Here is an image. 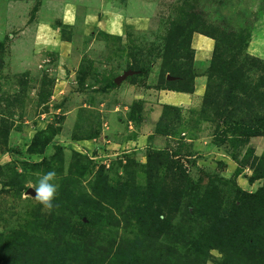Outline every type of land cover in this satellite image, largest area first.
Masks as SVG:
<instances>
[{
	"label": "rangeland",
	"instance_id": "374dc122",
	"mask_svg": "<svg viewBox=\"0 0 264 264\" xmlns=\"http://www.w3.org/2000/svg\"><path fill=\"white\" fill-rule=\"evenodd\" d=\"M258 116L264 0H0V264H264Z\"/></svg>",
	"mask_w": 264,
	"mask_h": 264
},
{
	"label": "trees",
	"instance_id": "16d2710c",
	"mask_svg": "<svg viewBox=\"0 0 264 264\" xmlns=\"http://www.w3.org/2000/svg\"><path fill=\"white\" fill-rule=\"evenodd\" d=\"M203 34V33H201ZM206 35V34H203ZM209 38H212V40L214 39L215 43H214V48H213V57L216 56L217 54V44H216V38L214 37H210L209 35H206ZM192 37V36H191ZM191 37L189 40V45H190V41H191ZM191 47V46H190ZM193 52V49H191ZM177 78H179V76H177ZM164 78L161 76L160 77V83H163ZM191 83V81H190ZM170 90L172 91H176V92H187L190 93L193 91V86H183V87H172ZM230 90L233 91V87H230ZM242 91V90H240ZM242 93V92H241ZM257 125L255 127H249L248 129H246L244 132L246 134V136L248 137H254V136H264V116H258L257 117ZM249 182H254L255 180H260V179H264V155L263 157H260L259 160H257V165L253 168V174L248 178ZM246 197L245 199L241 200L240 205L237 207V209L242 210L243 212H248L249 213V219L253 218V219H261L264 217V186H261L258 190H256L253 193H248L245 194ZM255 240V239H254ZM253 240V241H254ZM258 244H261L260 246V252L259 254L262 255V250H264V235L262 236H257L256 240L254 241ZM131 255L130 257H132L131 253H128V256ZM158 255H160L159 251L156 250L154 252V254H149L150 257H155L156 259H158ZM175 255V254H173ZM170 256H172V254H170Z\"/></svg>",
	"mask_w": 264,
	"mask_h": 264
},
{
	"label": "clouds",
	"instance_id": "9594fccd",
	"mask_svg": "<svg viewBox=\"0 0 264 264\" xmlns=\"http://www.w3.org/2000/svg\"><path fill=\"white\" fill-rule=\"evenodd\" d=\"M55 176L56 172L54 170L45 172L42 177L39 178L37 185L32 188L36 200L49 208L53 206V201L57 193V185L52 183Z\"/></svg>",
	"mask_w": 264,
	"mask_h": 264
},
{
	"label": "crops",
	"instance_id": "0c3cea01",
	"mask_svg": "<svg viewBox=\"0 0 264 264\" xmlns=\"http://www.w3.org/2000/svg\"><path fill=\"white\" fill-rule=\"evenodd\" d=\"M195 35V34H194ZM194 35H192V37H191V44H192V40H193V38H194ZM204 38H206L205 36H203ZM206 39H208V40H212V39H210V38H206ZM211 43V45H212V47H211V51H212V48H213V45H214V42H213V40H212V42H210ZM203 45H204V43H203ZM206 45V44H205ZM208 45H210V44H208ZM192 48L194 49V51H195V55H196V57H197V52H196V50H195V48H194V46L192 45ZM204 51H206V50H204ZM257 55V54H256ZM199 60H201L200 58H195V61H199ZM196 88V87H195ZM201 90H202V88H201ZM164 92V93H163ZM166 92L168 93V94H170L169 93V91H159V96L160 95H162V93H163V96H166V95H168V94H166ZM176 93H178V94H180L181 96H179L178 97V99H179V102H169V101H166V100H161L160 99V102L161 103H163V104H167V105H175V106H182V107H185L186 106V104L188 103V102H190V100L192 99V98H195L196 97V95L198 96V92H194L193 94H191V95H189V94H185V93H180V92H176ZM156 107L155 108H159L160 106L157 104V105H155ZM156 112H158V111H155V113Z\"/></svg>",
	"mask_w": 264,
	"mask_h": 264
},
{
	"label": "water",
	"instance_id": "95a60500",
	"mask_svg": "<svg viewBox=\"0 0 264 264\" xmlns=\"http://www.w3.org/2000/svg\"><path fill=\"white\" fill-rule=\"evenodd\" d=\"M124 79V76H120L119 78H117L116 80H115V83H119L121 80H123ZM29 193H31V192H29Z\"/></svg>",
	"mask_w": 264,
	"mask_h": 264
},
{
	"label": "bare ground",
	"instance_id": "6f19581e",
	"mask_svg": "<svg viewBox=\"0 0 264 264\" xmlns=\"http://www.w3.org/2000/svg\"><path fill=\"white\" fill-rule=\"evenodd\" d=\"M193 40H194V39H193ZM193 42H194V41H193ZM192 44H193V43H192ZM194 45H195L196 48H198V46H199V45H202V43H201L200 40H199V41H195V44H194Z\"/></svg>",
	"mask_w": 264,
	"mask_h": 264
}]
</instances>
